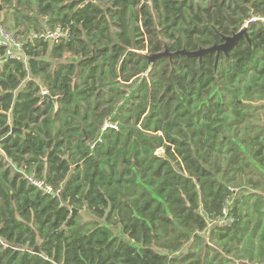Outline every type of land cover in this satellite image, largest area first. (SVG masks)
Returning a JSON list of instances; mask_svg holds the SVG:
<instances>
[{
	"label": "trees",
	"instance_id": "obj_1",
	"mask_svg": "<svg viewBox=\"0 0 264 264\" xmlns=\"http://www.w3.org/2000/svg\"><path fill=\"white\" fill-rule=\"evenodd\" d=\"M0 22L24 54L0 65V264H264V0H0ZM244 27L217 69L149 63Z\"/></svg>",
	"mask_w": 264,
	"mask_h": 264
},
{
	"label": "built area",
	"instance_id": "obj_2",
	"mask_svg": "<svg viewBox=\"0 0 264 264\" xmlns=\"http://www.w3.org/2000/svg\"><path fill=\"white\" fill-rule=\"evenodd\" d=\"M71 35L68 31L64 30L62 27H57L55 29L50 28L45 25L41 31H33L30 35L31 41L42 40L44 42L55 44L61 41H69ZM0 47L4 49V57L0 58V65L6 59H22L23 58V45L21 41L15 36V34L8 30L0 22ZM114 129L118 130V127L112 123H107L104 127V130ZM26 179L30 185H33L38 190H41L44 194L53 195L59 197L60 191H54L51 186H49L46 181L36 178L35 175H27ZM235 218L229 215V209L223 211V216L219 218L214 224V227L226 228L230 227L235 223ZM1 242V241H0ZM3 246H6L2 242Z\"/></svg>",
	"mask_w": 264,
	"mask_h": 264
},
{
	"label": "water",
	"instance_id": "obj_3",
	"mask_svg": "<svg viewBox=\"0 0 264 264\" xmlns=\"http://www.w3.org/2000/svg\"><path fill=\"white\" fill-rule=\"evenodd\" d=\"M248 33V27H244L241 29L238 33L234 34L231 37H225L224 38V43L220 46H214L211 48L207 49H200L199 51L195 52H189L187 50L183 51H178L176 53H170L168 49H166L165 52L163 53H158V54H152L148 56L149 63L152 65L155 63L158 59L163 58V57H169L171 60L174 56H187L188 58H199L202 60V58L210 53H217V61H216V69L218 66L220 54L224 53L225 55H228L240 42V40L244 37L247 36ZM46 100H49L54 103L56 109H58V98H54L50 96L47 92L43 94V99L41 101V104L45 102ZM76 212V210H74ZM35 253H38V248L35 249Z\"/></svg>",
	"mask_w": 264,
	"mask_h": 264
},
{
	"label": "rangeland",
	"instance_id": "obj_4",
	"mask_svg": "<svg viewBox=\"0 0 264 264\" xmlns=\"http://www.w3.org/2000/svg\"><path fill=\"white\" fill-rule=\"evenodd\" d=\"M1 18H3V15L1 16ZM5 26L7 29H9L7 24H5ZM159 153H161V151ZM1 154L2 153L0 151V155ZM244 192H246V193L250 192V193L254 194V192L251 189L243 190L242 193H244ZM80 213H81V216L83 217L84 222L95 220L86 210H83ZM213 229H214V225H210V227L202 234V236L205 238L206 242H209V243H211V245L213 247H216L217 245H215L216 244L215 241L211 239V233H212Z\"/></svg>",
	"mask_w": 264,
	"mask_h": 264
}]
</instances>
